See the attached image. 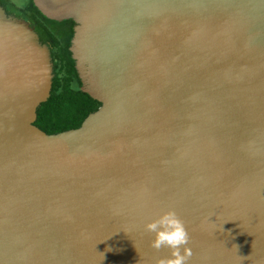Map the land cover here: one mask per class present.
Segmentation results:
<instances>
[{
  "label": "water",
  "instance_id": "95a60500",
  "mask_svg": "<svg viewBox=\"0 0 264 264\" xmlns=\"http://www.w3.org/2000/svg\"><path fill=\"white\" fill-rule=\"evenodd\" d=\"M74 20L79 128L35 125L50 48L0 7V264H157L175 210L188 264H264V0H35ZM181 251H183L181 249Z\"/></svg>",
  "mask_w": 264,
  "mask_h": 264
},
{
  "label": "trees",
  "instance_id": "16d2710c",
  "mask_svg": "<svg viewBox=\"0 0 264 264\" xmlns=\"http://www.w3.org/2000/svg\"><path fill=\"white\" fill-rule=\"evenodd\" d=\"M68 59L55 69L51 97L38 109L35 125L48 134L79 128L101 107L100 102L81 91L82 82L75 61L70 56Z\"/></svg>",
  "mask_w": 264,
  "mask_h": 264
},
{
  "label": "flooded vegetation",
  "instance_id": "af4514ba",
  "mask_svg": "<svg viewBox=\"0 0 264 264\" xmlns=\"http://www.w3.org/2000/svg\"><path fill=\"white\" fill-rule=\"evenodd\" d=\"M0 7L9 17L27 22L39 35L40 41L48 45L53 57L54 72L68 56L73 59L70 48L75 35L74 20L56 21L47 18L36 6L35 0H0Z\"/></svg>",
  "mask_w": 264,
  "mask_h": 264
},
{
  "label": "clouds",
  "instance_id": "9594fccd",
  "mask_svg": "<svg viewBox=\"0 0 264 264\" xmlns=\"http://www.w3.org/2000/svg\"><path fill=\"white\" fill-rule=\"evenodd\" d=\"M145 230L154 234L150 242L154 250L160 251L162 248L169 250V256L159 258L157 264H188L193 255L188 246L190 235L184 221L175 210H168L146 223Z\"/></svg>",
  "mask_w": 264,
  "mask_h": 264
}]
</instances>
